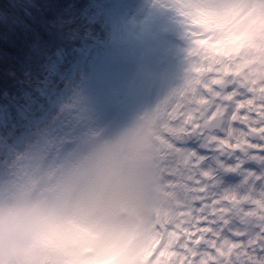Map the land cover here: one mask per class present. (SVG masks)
I'll return each instance as SVG.
<instances>
[{
	"label": "clouds",
	"instance_id": "obj_1",
	"mask_svg": "<svg viewBox=\"0 0 264 264\" xmlns=\"http://www.w3.org/2000/svg\"><path fill=\"white\" fill-rule=\"evenodd\" d=\"M230 3L216 0L222 27L193 31L227 39ZM198 7L185 9L191 19H201ZM63 111L21 141L0 136V264H170L157 215L166 182L156 135L163 115L105 135L58 131Z\"/></svg>",
	"mask_w": 264,
	"mask_h": 264
},
{
	"label": "trees",
	"instance_id": "obj_2",
	"mask_svg": "<svg viewBox=\"0 0 264 264\" xmlns=\"http://www.w3.org/2000/svg\"><path fill=\"white\" fill-rule=\"evenodd\" d=\"M128 1L0 0V121L8 124L18 119L14 104L18 100L22 102L24 93L31 91L25 83L29 73L34 79H50L51 94L56 102V111L51 117L64 109L60 104L71 97L77 99V108L81 107L80 93L88 80L102 69L106 57L117 53L123 40L119 36L123 26L120 12ZM179 9L180 15L169 8L161 12L159 18L167 22L168 32L185 37L187 30L191 39L201 43L203 50L198 53V58L205 59L204 71L214 70V65H220L224 70L225 66H230V70L231 66L248 67L256 62L260 64L259 68L264 65V22L253 23L245 32L231 26V35L227 39L213 42L211 38L198 39L196 36L200 33L193 31V25H201L208 31L222 27L216 16L209 17L212 20L206 25V19H191L190 12ZM261 16L258 14L256 18ZM249 34L252 37L248 38ZM111 40L114 49L106 52L104 48ZM246 56L262 59L235 60ZM173 58L179 59L176 55ZM188 62L193 63L190 56ZM241 70H245L244 67ZM180 76L189 80L184 73ZM30 131L18 129L16 139ZM0 136H5L2 126Z\"/></svg>",
	"mask_w": 264,
	"mask_h": 264
},
{
	"label": "snow or ice",
	"instance_id": "obj_3",
	"mask_svg": "<svg viewBox=\"0 0 264 264\" xmlns=\"http://www.w3.org/2000/svg\"><path fill=\"white\" fill-rule=\"evenodd\" d=\"M179 15L181 10L177 7L176 0H171L169 5ZM186 37L190 39L186 30ZM25 83L31 91H26L22 102L16 101L18 119L8 124L0 121V126L4 129V134L10 140L16 139L18 129H33L42 122L50 119L55 110V101L50 90V79H34L31 73L26 74ZM200 83V89L191 102L204 103L210 99L219 101L216 109L221 105L227 104L233 111V126L241 128L246 139L243 141V147L237 145L232 147L233 141L230 139V133L220 132L213 140L190 142L187 147L195 154V163L198 165L202 179L200 184L205 192L209 188L213 189L212 195L206 197L202 202L196 204L197 215L194 222L188 226L176 225L173 230L180 229L181 236L177 247V252L186 258V264H207L205 257L211 256L215 264H264V233L257 231L256 238L253 240L240 234V229L230 227L223 230L217 226L215 219V205L228 209L230 207L229 199L260 201L264 199V138H258L254 134L256 131L264 128V122L256 123L255 120L245 122H236L235 111L239 107L241 114H247L243 108L244 96L239 94L235 84L231 86L222 83L220 78L214 74L207 75ZM78 101L71 97L68 102L60 104L64 106V111L60 119L56 122L57 130L65 129L74 118L78 108ZM159 114V108L155 112L145 117L146 121H151ZM214 115V113H213ZM193 117L188 109L180 102L179 98L163 114V119L156 128V135L162 142L172 144L175 148H183L184 145L177 143L172 131L186 120L191 121ZM198 124H188L189 134ZM219 145L226 146V151L222 153ZM250 164L260 167V171L250 168ZM239 175L242 177L237 185L229 183V177ZM253 203H249L244 211H251ZM230 245L235 249V254H228L224 247Z\"/></svg>",
	"mask_w": 264,
	"mask_h": 264
},
{
	"label": "rangeland",
	"instance_id": "obj_4",
	"mask_svg": "<svg viewBox=\"0 0 264 264\" xmlns=\"http://www.w3.org/2000/svg\"><path fill=\"white\" fill-rule=\"evenodd\" d=\"M135 3L125 13L127 32L123 41H127L128 47L122 48L116 57L107 62L105 67L90 77L88 84L86 83L87 86L80 93L81 107L78 108L74 118L68 124V130L71 128L83 132L91 129L103 132L105 135H113L155 112L158 100H164L167 109L177 101L178 98L176 99L172 95L171 85L175 81L173 72L178 62L170 60V49L179 43L172 38L173 36L166 34L164 30L161 31L163 23L159 18V10L170 8L171 0H138ZM176 3L183 8L202 4L203 7L196 8L199 10L204 9V6L215 5L206 9L209 13L214 12L220 16V11L216 7V0H176ZM245 7L248 9L247 12L244 11ZM227 11L230 18L229 23H232L234 28L243 30V32L249 31L253 23L257 21L264 22V0H231ZM253 14H262V16L257 19ZM189 44L190 50L196 53L197 49H194L193 42ZM181 52L180 54H183ZM219 78L222 83L225 82L224 78ZM234 80L237 79L232 78L229 81L231 84H235ZM246 85L247 83H243L241 87L244 88ZM249 87L251 86L243 89L241 93L245 94L246 91H251ZM197 93L193 96H196ZM249 93L247 96L250 97L253 92ZM254 93L255 99L262 103L263 99L260 98V95L264 96V89L257 87ZM200 105L204 108L203 104ZM216 105L214 102L211 106H207L205 114L208 119L213 113L220 111V108L219 110L216 109ZM202 107L197 109L201 114L203 113ZM195 118L197 120L198 117ZM204 122L197 128L199 133H202ZM180 129L181 124L172 131V134L178 139L181 138L180 140H185L183 137L185 130ZM201 137L202 141L209 140L204 135ZM222 146L219 145L218 147L221 148ZM168 147L162 153L167 165L168 163L175 165V163L181 162L185 165V169L184 167L181 169L183 172L188 173L190 177L199 175L198 165L195 161L191 163L188 160L189 151H179L175 147ZM168 173L175 175L173 174L175 170L171 168ZM176 182L177 184L171 180H166L162 189L161 200L167 201L170 205L168 207L164 205V202H160V212L164 215L171 212L175 213L176 209L196 210L195 206H192V199L200 193L205 195V192L200 189L194 190L192 187L183 190L179 180ZM165 189H168L169 192H166ZM160 212L157 209V213L161 215ZM170 228L172 229V227ZM169 241L168 239L167 243Z\"/></svg>",
	"mask_w": 264,
	"mask_h": 264
},
{
	"label": "flooded vegetation",
	"instance_id": "obj_5",
	"mask_svg": "<svg viewBox=\"0 0 264 264\" xmlns=\"http://www.w3.org/2000/svg\"><path fill=\"white\" fill-rule=\"evenodd\" d=\"M243 92V91H242ZM242 96V93L239 92ZM260 98L263 99L261 103L260 100H256L253 97H250L249 100L252 101L253 104L250 105L248 108L245 109V113L247 114V120H245V115L241 114L238 108V112L235 114L236 122L239 123L240 121H253L255 120L256 123L264 122V97L260 95ZM216 134V133H215ZM213 135L204 133L205 137L212 138ZM254 134L258 138H264V128L256 131L254 129ZM246 139V136H242L241 140L235 141L233 149L237 146H244L243 141ZM250 168H255L257 171H260V167L255 164H250ZM242 177L239 175H232L229 177V183L232 185H237L240 183ZM196 186H199V182L195 181ZM213 192V191H212ZM212 192H209V195H212ZM230 207L228 209L220 207L215 219L217 223H219V227L223 230H227L230 227H235L240 229V234L245 235L251 239L256 238L257 231L259 230L261 233H264V199L260 201H245V200H237V199H229L228 201ZM249 203H253L254 207L251 211H244ZM218 205V203H217ZM228 250V254H235L239 257V254L236 253L235 249L231 248L230 245L224 246ZM207 264H215L214 258L211 256L206 257Z\"/></svg>",
	"mask_w": 264,
	"mask_h": 264
}]
</instances>
